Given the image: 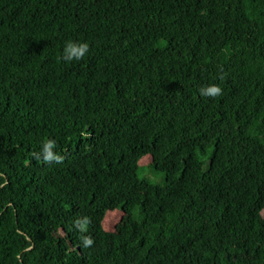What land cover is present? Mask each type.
<instances>
[{"label": "trees", "instance_id": "1", "mask_svg": "<svg viewBox=\"0 0 264 264\" xmlns=\"http://www.w3.org/2000/svg\"><path fill=\"white\" fill-rule=\"evenodd\" d=\"M263 208L264 0H0V264H264Z\"/></svg>", "mask_w": 264, "mask_h": 264}, {"label": "clouds", "instance_id": "2", "mask_svg": "<svg viewBox=\"0 0 264 264\" xmlns=\"http://www.w3.org/2000/svg\"><path fill=\"white\" fill-rule=\"evenodd\" d=\"M89 51V45L87 43L76 44L72 42H68L64 48L63 56L61 57L65 61H72L82 59ZM201 95H207L210 97H215L221 94V89L218 86H209L207 88H202L200 90ZM55 147V142L52 140H47L43 144L42 153L43 160L45 162L56 161L57 163L62 162L63 157L54 153L53 149ZM33 156L39 160L40 155L37 153H33ZM88 223L87 219H85L84 224ZM83 228V226H82ZM85 246H89L92 244V240L90 238H86L84 240Z\"/></svg>", "mask_w": 264, "mask_h": 264}, {"label": "rangeland", "instance_id": "3", "mask_svg": "<svg viewBox=\"0 0 264 264\" xmlns=\"http://www.w3.org/2000/svg\"><path fill=\"white\" fill-rule=\"evenodd\" d=\"M147 157H148V155H145V156L141 157L138 161L139 176L140 177H147L152 182H159L160 179H162V174L150 169L148 166H142V164H145L148 162ZM262 215L264 217V208L262 211ZM118 218H119L118 213H111V214L107 213L105 215L104 220H103V224L105 225L106 228H111L112 225L118 220Z\"/></svg>", "mask_w": 264, "mask_h": 264}]
</instances>
